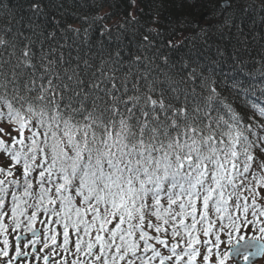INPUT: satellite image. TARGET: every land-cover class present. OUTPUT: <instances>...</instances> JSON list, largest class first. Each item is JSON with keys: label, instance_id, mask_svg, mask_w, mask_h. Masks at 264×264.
Segmentation results:
<instances>
[{"label": "snow or ice", "instance_id": "1", "mask_svg": "<svg viewBox=\"0 0 264 264\" xmlns=\"http://www.w3.org/2000/svg\"><path fill=\"white\" fill-rule=\"evenodd\" d=\"M31 9L44 15L41 0ZM237 11L264 13V0H220L198 35ZM0 13V264L264 262V59L234 54L220 80L166 71L147 28L139 54L73 62L55 30L13 32L7 0ZM136 23L130 12L117 27Z\"/></svg>", "mask_w": 264, "mask_h": 264}, {"label": "trees", "instance_id": "2", "mask_svg": "<svg viewBox=\"0 0 264 264\" xmlns=\"http://www.w3.org/2000/svg\"><path fill=\"white\" fill-rule=\"evenodd\" d=\"M220 0H135L137 9L130 6L129 0H41L44 15L36 16L31 4L33 0H7L13 32L23 31L31 34L29 24L45 31L55 30L57 42L54 46L64 54L65 59L76 62L77 58L89 59L90 63H99L101 54L107 55L120 49L127 59L130 55L139 54L137 45L147 28H159L161 39L156 40L157 47L169 57L166 71L177 72L182 65L198 67L200 70H214L218 80L220 73H228L233 66V55L249 64L264 59V13L259 11L243 13L237 11L231 26L223 32L214 26L207 35L199 34L204 29L213 13L214 6ZM256 5L260 0H249ZM100 6L97 7L96 5ZM134 12L138 19L136 24H128L124 29L117 27L124 18ZM97 15L104 16L99 23H84ZM159 23L152 24L153 18ZM186 23L181 26V21ZM72 25L81 30V36L72 32L61 33L56 28ZM217 22L220 18L217 17ZM8 21L0 13V27ZM104 25L110 31L105 34ZM89 29L88 39H83V30ZM169 38L178 41L179 46L169 49L163 45ZM62 46V47H61ZM159 63V61H157ZM163 67V65H161Z\"/></svg>", "mask_w": 264, "mask_h": 264}, {"label": "rangeland", "instance_id": "3", "mask_svg": "<svg viewBox=\"0 0 264 264\" xmlns=\"http://www.w3.org/2000/svg\"><path fill=\"white\" fill-rule=\"evenodd\" d=\"M264 264V263H263Z\"/></svg>", "mask_w": 264, "mask_h": 264}]
</instances>
